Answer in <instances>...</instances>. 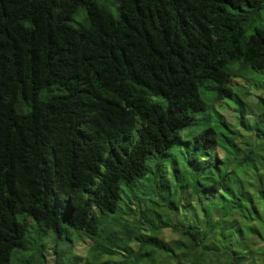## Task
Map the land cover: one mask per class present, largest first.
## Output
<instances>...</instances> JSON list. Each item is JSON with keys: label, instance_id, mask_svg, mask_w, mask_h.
I'll return each instance as SVG.
<instances>
[{"label": "trees", "instance_id": "1", "mask_svg": "<svg viewBox=\"0 0 264 264\" xmlns=\"http://www.w3.org/2000/svg\"><path fill=\"white\" fill-rule=\"evenodd\" d=\"M263 10L0 0V264H44L49 236L53 264H264V129L230 84L264 88Z\"/></svg>", "mask_w": 264, "mask_h": 264}, {"label": "rangeland", "instance_id": "2", "mask_svg": "<svg viewBox=\"0 0 264 264\" xmlns=\"http://www.w3.org/2000/svg\"><path fill=\"white\" fill-rule=\"evenodd\" d=\"M261 17L263 19V22L261 25L264 26V10L261 13ZM230 84L237 91V94L241 97V100L244 103L245 107L249 108V110H248L249 113L251 111L258 112L257 106H258V103L260 102L259 99L264 98V88H262V89L257 88L256 89V88L250 86L249 83L245 82L243 79L232 80L230 82ZM215 108L220 110V113L223 116V121L226 124H228L233 131H236L238 133L236 143L242 149H244L245 146L240 145V144L245 142V141H249L250 144H252V143L254 144V141L257 140V131L252 130V129L245 130L242 127H240V125L238 124L236 113L233 111L235 106L233 107L232 104H230L229 106H223L220 104H216ZM249 113L245 118V122H247V123L249 122L253 126L254 122L256 121V123L259 126H262V127H260V129H264V124L257 121L258 120L257 118L250 117ZM249 117H250V119H249ZM245 148H247V147H245ZM217 157H218V159H222V152L220 150H218V156ZM150 186H151V184H150ZM150 186L147 185V187H150ZM61 226L63 229L64 238L66 239V238L70 237L71 233H73L74 230L68 224L66 219L62 220ZM145 231H147V228H145ZM161 236L166 241L175 240L178 238V235L173 234L169 229H164L163 232L161 233L160 237ZM45 241H46V243L44 242L45 246L43 248L44 249V252H43L44 264H53L54 257H55L54 250H53L54 241L51 239L50 236ZM245 242H246V245H248L250 248L252 247L253 250H257V247H258L257 242H255L253 245H252V242H249L247 240H245ZM91 245H92V241L90 239H88L83 233H81V232L75 233L73 235L72 242H71V252L75 256L88 258L87 250ZM26 256H27L26 254L21 255L18 252H16L12 256L11 264H22L21 262L27 258ZM260 260L261 259H259V261ZM24 264H26V263H24ZM30 264H32V263H30Z\"/></svg>", "mask_w": 264, "mask_h": 264}]
</instances>
